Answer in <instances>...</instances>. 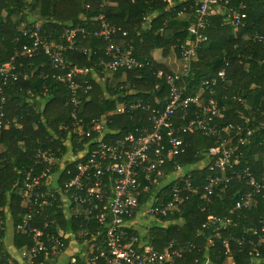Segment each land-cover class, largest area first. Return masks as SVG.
<instances>
[{
    "label": "trees",
    "instance_id": "1",
    "mask_svg": "<svg viewBox=\"0 0 264 264\" xmlns=\"http://www.w3.org/2000/svg\"><path fill=\"white\" fill-rule=\"evenodd\" d=\"M169 1L171 0H107L101 7L103 0H0V65L7 63L14 55L16 44L32 42L30 33L34 25L45 23L48 38L56 41H60L64 28L82 25L86 36L79 37L74 48L64 54L66 64L88 69L85 76L78 78L84 86H91V89L78 93L76 119L91 127L105 121L111 123L114 130L131 132L137 137L144 126H151L148 116L163 111L168 101L170 87L166 83V77L178 72L182 64L180 45L190 38L187 27L197 15L196 7L183 10L181 6L185 2L182 0H174L178 9L166 11ZM231 5H244L242 11L246 17L242 22L245 26L237 33L234 26L225 24V13L211 15L209 25L201 31L202 40L191 59L188 75L181 82L186 85L184 94L189 96L192 95L193 88L199 87L203 82L216 80V85L212 86L213 95L218 107L222 109L216 121L222 126L244 124V121L249 124L248 110H258L263 113V118L259 119H264V42H255L251 36L252 31L264 36V0H232ZM154 12L158 14L154 15ZM102 14L109 27L114 29L113 38L120 45L121 51L131 47L133 57L143 63L153 64L150 70L122 68L111 72L100 64L106 59V42L93 33L100 29ZM153 16L155 18L150 22L148 17ZM20 69L27 70L30 76L0 89V108L3 113L0 130V213L21 212L27 216L30 210L22 198V173L34 165L39 149L53 152L57 163L50 168L52 172L59 170L60 163L74 171V166L68 164L65 158L69 153L68 141L72 142L71 149L76 146V124L72 116L75 107L70 102L72 92L65 83L56 80L57 75L65 76L66 70L55 69L42 50L34 57L21 61ZM222 69L225 71V80H221L218 75ZM158 70L163 73L160 77L156 73ZM94 72L99 74L100 81L93 77ZM44 81L47 82L46 93L42 90ZM245 81H251L253 86L243 88ZM117 90L119 93H116ZM106 91L116 93L115 99ZM199 92L205 101L212 96L208 89ZM124 93L135 94L127 96ZM239 96L245 102L236 107L232 99ZM127 100L131 104L141 103V107L133 109L131 113H120L119 107ZM205 101H200V106ZM145 106L151 107L149 112H144ZM196 106L191 104L190 109L196 110ZM200 114L198 108L190 118ZM187 123L188 121L176 120L174 126ZM244 133V130L240 132L241 135ZM163 137L167 146L169 139L166 131ZM183 141L184 151L177 158L182 165L201 162L207 148L215 145L201 130L190 133ZM12 143H17V147H20L17 152L13 151ZM240 151L246 155L252 169L261 171L264 168V129L256 131L251 136L248 147L241 145ZM66 170L67 168L61 174L63 179L67 177ZM174 172V163L166 164L161 179ZM140 177L143 184H147L143 173ZM206 179V169L194 171L190 177L186 175L183 178L181 185L195 187L197 192L184 191L181 211L156 219L161 223L166 222L167 227L161 224L149 230L155 238L154 245L157 249H162V237L170 236L179 243L196 245L195 255L187 252L182 264L189 263L194 256L202 264H229V255L224 253L223 243L215 247L209 243L210 239H216L215 226L202 228L209 216H227L233 218L236 225L228 230H221L220 238L227 241L233 264H248L252 259L248 242L256 239L251 229L259 232L264 227L261 199L254 197L250 206L232 213L238 201L237 194H243L251 188L234 181L228 189L223 190L222 182L209 195L210 202L205 203ZM167 188L172 193L174 184ZM162 191L161 184H154L150 190L142 189L143 197L140 202L143 203ZM31 220L43 224L38 215ZM18 221L16 218V222ZM55 224L67 225L60 217ZM94 232L90 229L86 238L93 240ZM4 235L0 231L1 242ZM16 235L18 233L13 231L7 244L20 249L24 247L25 236L16 238ZM236 240H245L247 243L240 245ZM1 242L0 246H3ZM96 242L97 247H88L93 250V255L107 253L104 236L99 237ZM8 248L11 252L16 250ZM54 262L55 260H50L47 264Z\"/></svg>",
    "mask_w": 264,
    "mask_h": 264
},
{
    "label": "built area",
    "instance_id": "2",
    "mask_svg": "<svg viewBox=\"0 0 264 264\" xmlns=\"http://www.w3.org/2000/svg\"><path fill=\"white\" fill-rule=\"evenodd\" d=\"M106 1L103 0L101 7ZM231 1H183L185 3L181 6L182 9L192 10L196 7L197 15L187 27L190 38L180 45L182 64L174 76L166 77L170 92L163 111L151 113L147 118L151 126H144L137 137L131 132L114 130L112 124L105 121L91 127L76 119V110L79 107L78 93H85L86 89H91V86H84L78 78L85 76L88 69L66 64L64 54L74 48L79 37L86 36L82 25L64 28L60 41H56L48 38L47 25L40 23L31 29V43L16 44L14 55L7 63L0 65V89L9 87L11 83H16L21 78L29 77L27 70L20 69L21 61L34 57L42 50L55 69L66 70L65 76L57 75L56 80L65 83L72 92L70 102L75 107L72 116L76 124L74 127L76 146L68 149L72 153H68L65 158L68 164L74 166V171L61 165L60 173L52 172L50 168L57 163L53 152L39 149L34 165L22 173L24 186L22 198L26 205H29L30 213L27 216L21 212L0 213V231L5 233L3 242L0 239L3 243V246H0V264H47L50 260H55L56 264H182L187 252L195 255V244L179 243L173 237L163 236L161 239L164 243L163 248L157 249L153 233L144 236L139 234L135 227L140 219L150 221L179 213L182 209L184 191L197 192V188L181 185V182L186 175L190 177L192 172L201 169L207 170L205 203L210 202L209 195L213 194L214 188L220 183H224L223 190H226L236 181L246 184L251 190L237 194L238 201L231 212L235 213L250 206L252 199L259 197L264 213V168L261 171L252 169L246 155L240 151V146L249 143V137L254 131L264 129V119L260 120L263 113L249 110L250 118L255 121L253 128L242 127L239 124L222 126L216 121L222 112L213 95L212 86L216 85V80L203 82L199 87L193 88L192 95L189 96L184 94L186 85L181 84L188 75L189 64L202 40L201 31L209 25L211 15L225 13V24L234 26L237 33L245 26L242 22L246 17L242 11L244 5L233 7ZM177 5L175 1H170L166 10L175 11L179 8ZM114 33V29L109 27L102 14L100 29L93 35L106 42V59L100 62L105 69L111 72L122 68L147 71L153 67V64L143 63L133 57L131 47L121 51L120 45L113 38ZM251 36L255 42H264V36L256 31H252ZM156 73L159 77L163 75L160 70ZM218 75L221 80L226 79L223 69ZM93 77L100 81L98 73L94 72ZM111 81L110 77L109 82ZM206 89L210 90L212 96L205 101L199 91ZM42 90L46 93V81L43 82ZM106 93L115 99V94L119 92L117 90L115 94L108 91ZM124 94L130 96L135 93ZM200 101H205V104L200 106ZM3 102L4 97L1 99V103ZM232 102L238 107L244 104L245 100L239 96L234 97ZM131 103L129 100L124 101L118 111L131 113L133 109L141 107V103ZM191 104L197 105L196 110L200 109V115L190 118L196 111L190 109ZM143 109L144 112H149L151 107L145 106ZM2 117L0 108V130ZM176 120L188 123L174 126ZM199 130L208 140L214 141L215 145L207 148L205 158L201 162L182 165L177 158L184 151L183 139ZM242 130L245 131L244 135L240 134ZM164 131L169 139L167 146L164 143ZM68 142L72 147V142ZM170 162L174 163L175 172L161 179L166 164ZM65 168L67 177L63 179L61 174ZM142 173L147 184H143L141 180ZM154 184L162 185V193H156L141 203L142 189L150 190ZM170 184H174L172 193L167 188ZM37 215L43 224L31 220ZM59 217L67 225L55 224ZM11 219H13L11 228L18 233L16 238L25 236L24 247L20 249L16 247L15 252L10 251L6 241L7 226ZM235 225L233 218L220 215L209 216L202 225V228L215 226L216 239H210L209 243L213 247L223 243L224 253L229 255V264H233L230 249L227 241L220 238V231L228 230ZM67 226L72 230V237L81 244L83 253L72 250L68 260L62 261L60 254L71 246L64 234ZM162 226L167 227V223L163 222ZM90 229L95 231L93 240L86 238ZM149 230L147 229L148 233ZM251 231L256 239L248 242L251 246L249 255L252 256L248 264H264V227L259 232L256 229ZM102 235L107 253L93 255V250L88 247H97L96 240ZM236 241L240 245L247 243L245 240ZM187 264L202 263L194 256Z\"/></svg>",
    "mask_w": 264,
    "mask_h": 264
},
{
    "label": "rangeland",
    "instance_id": "3",
    "mask_svg": "<svg viewBox=\"0 0 264 264\" xmlns=\"http://www.w3.org/2000/svg\"><path fill=\"white\" fill-rule=\"evenodd\" d=\"M155 55H156V54H155ZM252 86H253V84L251 83V81H245L244 84H243V88H245V89H247V88H249V87H252ZM11 146H12L14 152H15V151L17 152L18 149H20L19 146L17 147V143H12ZM0 148H2V145H0ZM70 148H71V143L69 142V143H68V149H70ZM69 153H72V151L70 150ZM61 165H63V164L60 163V168H61ZM60 168H59V169H60ZM58 173H60L59 170L57 171L56 174H58ZM12 222H13V219H11V220L9 221L10 224H8V226H7V229H8L7 233H8V235H7V237H6V241L10 238V236H12V233H13V229L11 228ZM161 224H162V223H161L160 221L156 220V219H151L150 221H145L144 219H140V220H138V222L136 223V227H135V229H136V231H137L139 234H142V235H144V236H149V235L151 234V232L148 233V232H147V229H150V230H151L152 227H154V226H156V225H161ZM64 234L67 236V239H68V241H69V243H70L71 246L68 247V248H66V250L63 251V252L60 254V259H61L62 261H67L68 258H69V256H70V254H71V251H72V250H75V251H77V252H79V253H83V252L81 251V250H82V248H81V244H80L79 242H77V241L72 237V230H71L70 227L67 226V227L65 228V232H64ZM7 247H10V248H12V249H14V250L16 249V247H12V246L9 245V244H7ZM53 264H56V263L54 262Z\"/></svg>",
    "mask_w": 264,
    "mask_h": 264
},
{
    "label": "clouds",
    "instance_id": "4",
    "mask_svg": "<svg viewBox=\"0 0 264 264\" xmlns=\"http://www.w3.org/2000/svg\"><path fill=\"white\" fill-rule=\"evenodd\" d=\"M162 1H164V0H162ZM171 1H174V0H171ZM182 1H185V0H182ZM169 2H170V1H169ZM169 2H168V5H169ZM168 5H167V6H168ZM166 8H167V7H166ZM166 8H165V10H166ZM166 11H168V10H166ZM153 14L156 15V14H158V13L154 12ZM148 18L150 19L151 17H148ZM154 18H155V16H153V18H151V20L154 19ZM151 20H150V22H151ZM247 115H248L247 118L250 120V123L247 124V123L244 121V124H240V123H238V124H239V125H244V127H252V128H253V127H254V123H255V121H253V120L250 118L249 110H248V112H247ZM258 120H259V118H258ZM238 124H235V125H238ZM255 132H256V131H254L253 134H254ZM253 134H252V135H253ZM252 135H251V136H252ZM251 136L249 137L250 140H251ZM249 143H250V141H249ZM249 143H248L247 145H245V146L248 147Z\"/></svg>",
    "mask_w": 264,
    "mask_h": 264
}]
</instances>
